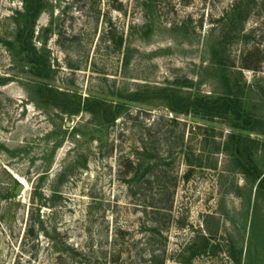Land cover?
<instances>
[{"label": "rangeland", "instance_id": "obj_1", "mask_svg": "<svg viewBox=\"0 0 264 264\" xmlns=\"http://www.w3.org/2000/svg\"><path fill=\"white\" fill-rule=\"evenodd\" d=\"M47 1L36 36L53 29L50 82L19 71L6 41L23 3L0 0V78L8 80L0 86V264H237L232 254L264 264V189L228 154H212L233 129L126 100L176 81H194L192 95L222 91L210 64L223 42L234 66L226 73L264 120V0ZM41 82L123 112L101 126L89 114L45 109L28 91ZM242 134L264 145V133ZM185 154L204 167L192 168ZM255 161L264 173V147ZM204 237L210 252L191 258Z\"/></svg>", "mask_w": 264, "mask_h": 264}, {"label": "trees", "instance_id": "obj_2", "mask_svg": "<svg viewBox=\"0 0 264 264\" xmlns=\"http://www.w3.org/2000/svg\"><path fill=\"white\" fill-rule=\"evenodd\" d=\"M21 1L23 3V11L17 13L20 19L18 21L15 38L12 42L6 41V46H8L10 52L15 57L21 58L19 60V71L21 73L28 74L42 81H53L55 70L51 60V53L47 48L53 29L52 27H47L42 30L40 37L36 36L37 23L41 15L44 12L50 11L49 2L47 0ZM148 1L152 2L153 0ZM240 19L244 23L247 15L240 17ZM235 23L236 20L232 18L231 24L233 25ZM243 23H241V30L244 29ZM36 40L41 43V49L37 47ZM222 46L223 42H217L212 47L210 64L213 68L211 74L214 78H218L221 81V85H223L224 89L222 91L215 92L212 95H206L202 92L192 95L191 91L187 90H192L196 87L194 81L187 80L183 83L176 81L167 87L148 84L144 88L139 87L140 89L128 95L126 100L144 104L161 102L176 116H194L209 122L223 120L234 132L226 138L223 145L215 142L212 154L222 152L228 154L233 158L237 170L246 176L247 179L252 180L253 183L259 181V187L264 189V173L255 161L258 148L264 147V145L260 141L242 134L264 133V120L260 119L257 114L247 110L245 107V87L238 79H232L231 75L226 73L229 70L228 68L234 66L225 62ZM128 64L129 58H126V66ZM242 69H252V67L246 64L243 65ZM203 72L207 74L208 69H204ZM7 82V79L0 78V86L6 85ZM204 82L205 79L202 75L200 86ZM28 91L34 102L40 107L57 110L62 114L74 117L80 116L81 114H89L101 126L114 125L124 108V105L120 103L115 104L106 98H84L78 93L61 91L53 87L50 83L44 84L41 82L28 85ZM170 121L173 124L179 125L177 117L170 119ZM78 134L85 135L84 132ZM182 140L184 143L183 138ZM57 147H60V145ZM185 157L192 168L204 167L202 161L195 162L190 158L189 154H185ZM149 158H152V155H149ZM212 167L217 169L216 164H213ZM149 170L151 168L148 167L146 172ZM211 245V241L207 237H204L199 248L193 250L191 258L209 253ZM232 256L237 264H241V257L237 254H232Z\"/></svg>", "mask_w": 264, "mask_h": 264}, {"label": "water", "instance_id": "obj_3", "mask_svg": "<svg viewBox=\"0 0 264 264\" xmlns=\"http://www.w3.org/2000/svg\"><path fill=\"white\" fill-rule=\"evenodd\" d=\"M24 190V185H19V187L16 190V195H20V193Z\"/></svg>", "mask_w": 264, "mask_h": 264}, {"label": "bare ground", "instance_id": "obj_4", "mask_svg": "<svg viewBox=\"0 0 264 264\" xmlns=\"http://www.w3.org/2000/svg\"><path fill=\"white\" fill-rule=\"evenodd\" d=\"M24 187H26V186H24Z\"/></svg>", "mask_w": 264, "mask_h": 264}]
</instances>
